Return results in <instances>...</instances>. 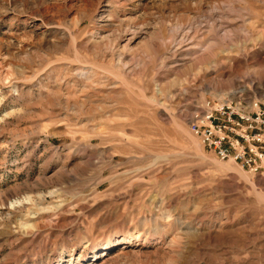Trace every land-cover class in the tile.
<instances>
[{"label": "rangeland", "instance_id": "rangeland-1", "mask_svg": "<svg viewBox=\"0 0 264 264\" xmlns=\"http://www.w3.org/2000/svg\"><path fill=\"white\" fill-rule=\"evenodd\" d=\"M262 43L264 0H0V264H264V176L189 126Z\"/></svg>", "mask_w": 264, "mask_h": 264}, {"label": "built area", "instance_id": "built-area-1", "mask_svg": "<svg viewBox=\"0 0 264 264\" xmlns=\"http://www.w3.org/2000/svg\"><path fill=\"white\" fill-rule=\"evenodd\" d=\"M189 126L218 159L264 176V102L211 98L192 112Z\"/></svg>", "mask_w": 264, "mask_h": 264}, {"label": "bare ground", "instance_id": "bare-ground-1", "mask_svg": "<svg viewBox=\"0 0 264 264\" xmlns=\"http://www.w3.org/2000/svg\"><path fill=\"white\" fill-rule=\"evenodd\" d=\"M263 45H264V43H262ZM244 48V47H243ZM250 48V47H249ZM252 54V53H251ZM259 54H260V52H258L257 54H254V56H250V54H248V53H245L244 54V57L242 58V60H238V59H234V62H236V61H242L243 63H245V64H247V63H249V61H250V59L252 58V59H255V60H259L260 59V56H259ZM262 54V53H261ZM258 62V61H257ZM250 64V63H249ZM256 64V63H255ZM252 65H254V64H252ZM196 142V141H195ZM194 143V142H193ZM195 144V143H194ZM197 144V143H196ZM195 144V145H196ZM197 151H198V149H197ZM230 161V160H229ZM232 162V161H231ZM229 166V165H228ZM8 198H5V199H3V200H1L0 201V205L1 206H5L6 204H7V202H8Z\"/></svg>", "mask_w": 264, "mask_h": 264}]
</instances>
